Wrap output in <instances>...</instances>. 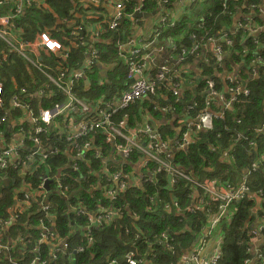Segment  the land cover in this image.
Wrapping results in <instances>:
<instances>
[{"label":"built area","instance_id":"obj_1","mask_svg":"<svg viewBox=\"0 0 264 264\" xmlns=\"http://www.w3.org/2000/svg\"><path fill=\"white\" fill-rule=\"evenodd\" d=\"M44 1L0 0V46L7 48L6 52L0 50V66L10 67L15 63V59L8 53L12 52L46 78V83L42 86H38L33 78V88H20L9 97L8 104L5 102L6 89L0 77V180L7 177L9 171H24L29 178L25 185L13 189V201L1 214L0 258H3L6 264H60L57 263L59 256L71 261L75 253L83 251L82 245H77L71 250L68 241L58 236L48 196L53 192L68 198L70 177L65 170L79 172L78 181L85 182L88 178L83 174L81 163L91 166L92 160H101L102 164L96 170V182L99 187L116 186L109 189L103 186L105 195L111 199H115L117 191L124 190L128 185H140L142 181L156 182L157 174H161L163 178L162 185H174L178 181H183L184 184L187 181L186 185H193L189 196L191 203L185 206V209L191 212L201 209L208 215L205 228L208 233L199 237L196 248L182 259L181 264H217L221 256L220 247L208 258L200 256L206 244V236L220 230L222 220L232 215L235 209L231 207L232 202L249 196L248 177L253 170L263 166L264 151L262 141L253 140L242 131L234 132V140L247 143V151L250 153L251 148L254 156L236 184L205 176L191 177L173 162L175 152L189 146L193 132L211 130L214 120L223 116L224 110L232 105L237 95L249 94L243 80L232 72L224 71L217 74L221 83L214 78H208L202 87H198L202 79L197 73L198 80L194 85L196 91L192 95L191 91H184L183 88L185 66L190 64L188 56L194 54L196 58L192 59L193 63L198 59L207 61L209 57H215L221 68L222 59L224 56L230 57L227 51L236 41L244 45L248 40L256 49L251 51L243 46L242 52L251 51L254 64L264 62L257 48L264 41V0L247 1L244 9L237 6L233 15L234 24L215 35H198L192 31L189 46L178 45L171 38H160L161 32L156 24L152 27L148 39L141 38L139 43H136L135 38H129L126 44L116 41L118 50L124 47L127 51L126 55L121 51L118 53L127 61L129 82L115 95L106 97L102 94L94 99L80 97L75 91L79 81L89 84L87 75L93 63L97 62L98 49L92 47L84 64L76 69L69 70L60 61L55 62L54 69L41 63L45 59L43 56L54 55L64 62L68 56V48L58 38L51 36L46 30H40L39 24L30 21L27 16L26 9L30 8L32 3L40 6ZM128 1L114 2V12L108 24H101L92 29V37L116 29ZM144 1L134 3V12L129 14L132 20H136L133 17L135 12L144 11ZM219 1L222 11L226 10L230 0ZM162 2L166 3V0ZM174 2L185 8V13L194 2L211 4L209 0ZM161 6V12H166L167 8ZM206 8H199L198 17L194 20L196 30L200 32L205 27L201 11ZM168 18L167 12L161 16L160 26ZM169 26H174L173 21ZM26 27H29L27 35L24 30ZM81 29V26H78V30ZM70 34L76 35L77 31L72 30ZM238 34L240 40L237 39ZM78 43L84 44L83 36L79 38ZM223 69L226 70L224 67ZM252 72L253 75L256 73L254 67ZM54 89L62 95L61 101L56 98ZM166 95H169V99H174V106L166 101ZM144 99L159 113L154 114L149 107L143 106L146 103ZM47 100H50V105L44 106L43 103ZM162 100L165 101L164 104L161 103ZM137 102L139 107L142 104L140 121L143 123H139L136 116L126 111ZM175 104H181L183 108L178 109ZM130 119L136 124L129 126ZM161 119L164 124L171 126L169 129L172 133L165 137L160 133L159 126L153 123L160 122ZM236 122L239 123L240 120L237 119ZM256 130L262 132L264 125ZM224 155L223 160H232L228 151ZM62 157H67V162L60 166ZM40 171L43 175L39 181L32 182L31 178ZM46 180H50L49 189L45 188ZM158 203L166 211L174 209L181 213L184 209L180 205L179 197L173 198L172 201L161 199ZM70 207L75 216H85L87 242L92 241V227L103 226L123 215L120 208L114 209L111 206L101 205L96 210H87L79 204H72ZM251 224L252 235L256 237L264 229V218L254 229ZM30 231L32 240H27L25 235ZM173 241L174 236L165 231L146 237V243L150 246L164 244L172 252ZM221 241L222 237L218 235L219 244ZM45 243L48 244V249L45 250L47 256L42 255ZM28 253L31 257L27 256ZM255 253L260 259L259 264H264V254L257 249ZM124 261L126 264L143 263V259L137 257L135 251L128 252Z\"/></svg>","mask_w":264,"mask_h":264},{"label":"trees","instance_id":"obj_2","mask_svg":"<svg viewBox=\"0 0 264 264\" xmlns=\"http://www.w3.org/2000/svg\"><path fill=\"white\" fill-rule=\"evenodd\" d=\"M89 1L91 2V0ZM132 1L129 0L126 3L124 15L118 27L108 32H101L97 37H92L88 26L99 23L98 21L102 18L101 24L106 26L110 18L109 13L105 11V16L95 13L88 14L86 11L91 7L86 8L83 5V0H45L46 7L32 3L31 7L26 9L30 21H36L40 30L48 31L51 36L58 38L68 48V56L65 62L59 60L57 56L51 55V58L46 61L48 65L53 63V67H55V62L60 61L69 70L76 69L84 64L87 53L92 47L99 50L97 62L93 63L90 68L91 72L87 75L89 86L84 81H79L77 84L75 92L78 96L94 99L105 94L106 97H109L124 89L126 83L129 82L127 71L118 73L114 64L122 58L118 53L115 42H121V39L130 37L134 33L135 25L142 21L136 20L138 21L136 22L129 17V14L134 12V3H139V0ZM162 1L164 0H145L143 10L153 12L161 5L167 8L175 0H166V3ZM247 1L257 0H230L226 10L222 11L220 1L213 0L210 5L206 6L207 8L204 11H201L203 13L201 15L205 20V27L202 32L196 30L195 22H192L186 14L177 20L168 18L162 23V26H160L161 22H157L155 26L159 27L160 38L173 39L172 37H179L178 42L174 41L176 44L189 46L191 44L189 36L192 31L198 35L202 33L215 35L221 32L223 28H229L233 25L232 21L236 7L241 6L244 9ZM104 3H106V0H99L97 5H92L93 3L91 5L95 6V9H103ZM0 10H2V6H0ZM158 12L162 13L161 10ZM172 21L174 26H167ZM78 26H81L82 29L78 30ZM24 30L27 35L29 27L24 28ZM72 30H76L77 34L71 35ZM81 36H83L84 41L82 45L78 43ZM237 39L240 40L239 34ZM243 46L251 51L256 49L250 40L244 45L236 41L234 46L227 51L230 57L224 56L222 59L221 68H219L215 57H209L207 61L198 59L196 63H193L192 59L196 58L195 55L188 56L187 60L196 67L202 79L198 87H202L204 81L208 78H214L220 82L221 78L217 76L218 72L227 71L243 80L249 89L247 96L237 95L232 105L224 110L223 116L214 120L211 130L193 132L189 146L175 152L174 162L191 177L217 176L223 182L232 184L240 181L241 173L250 165L253 155H250L247 151V143L234 140L233 135L236 130L242 131L252 138L260 139L262 150H264V130L262 132L256 130L264 125V62L254 64L251 51L243 53ZM257 48L264 59V41ZM1 49L5 52L7 50L2 45L0 46ZM122 52L123 54L127 53L123 49ZM8 53L11 58H14L12 52ZM17 64L19 66L17 74H20L18 76L22 78L21 74H23L22 79H26L23 84L17 86V89L19 90L25 86L32 89V79H29L26 65L23 67V63L17 62ZM2 67L9 69L11 66ZM252 67L256 70L254 75ZM192 72L193 84L195 85L198 79L196 78L197 75L194 76V71ZM13 76L5 77L0 74L2 79H6L3 82L5 89L8 88L9 90V87H11L10 78H13ZM40 77L46 80L42 74H40ZM165 90L167 92V89ZM185 90L187 89L184 88ZM54 91H56V98L61 101L63 99L62 95L56 89ZM166 99L174 106L175 101L173 98L169 99L168 97ZM144 101L147 104L144 103L143 106L149 107V110L154 114L159 113L153 109V105L149 104L146 99ZM161 103L164 104L165 101L162 100ZM43 104L44 106L50 105V100L45 101ZM175 105L178 109L183 108L181 104ZM32 106L34 107L33 102ZM126 111L136 116L139 123H143V121H140L143 113L142 104L139 107L137 102ZM237 119L240 120L239 123L236 122ZM149 123H152V121H149ZM135 124L134 120H129V126ZM169 128L171 126L168 124L159 125V131L163 137L172 133ZM227 151L230 156L232 155L231 161L223 160ZM61 159L60 166L67 162V157ZM101 164V160H92L91 166L94 167L93 169L90 165L85 166L81 163L83 174L88 178L85 182L78 181L79 172L70 169L65 170L70 177L68 195L73 190L80 189L75 196L72 195L66 198L53 192L48 196L52 204L54 228L58 236L68 241L71 250L77 245H82L84 248L83 251L74 254L73 260L68 261L59 256L57 263L126 264L124 256L130 251H135L136 256L143 259L142 264H178L183 255H187L196 248L199 237L204 234L207 227L209 217L201 209H197L196 212L185 209V206H189L191 203L189 196L193 191V185H186L187 181L185 184L183 181H178L174 185H162L163 178L161 174H157L156 182L142 181L140 185H128L124 190L117 191L115 199H111L105 195L104 188L109 189L116 186L102 185L99 187L96 182V170ZM42 170L45 169L42 168ZM42 175L41 171L37 172L31 178V181L37 183ZM7 176L11 179L8 186L3 180H0V217L13 201V188L19 187L21 182L29 181L26 174L21 176L18 171H9ZM248 180L250 191L254 195L232 202L231 207L235 208L232 215L223 219L220 224V234L222 236L221 256L217 264H259L260 259L256 257V253L251 248V241L255 236L252 235L250 224L256 216L264 218V167L258 168L256 171L253 170ZM103 186L105 187L103 188ZM176 197H179L180 205L184 207L181 213H176L174 210L166 211L158 203L161 199L172 201ZM258 198L260 199L259 205L254 211L255 202ZM72 204H79L87 210H96L101 205L111 206L114 209L120 208L123 215L103 226L92 227L90 230L92 241L87 242L85 237L87 221L85 216H75L70 207ZM25 211L28 212V210ZM22 215L25 217V214L22 213ZM32 231L25 235L27 240H32ZM161 231L174 236V252L165 247L164 244L150 246L146 243V237H151ZM261 234L264 235V229ZM36 238L37 234L34 235V239ZM44 246L45 249H42V255L47 254L45 250L48 249V244L45 243ZM257 249L258 252L264 254V244ZM27 256L31 257V254L28 253ZM0 264H6L3 258H0Z\"/></svg>","mask_w":264,"mask_h":264},{"label":"crops","instance_id":"obj_3","mask_svg":"<svg viewBox=\"0 0 264 264\" xmlns=\"http://www.w3.org/2000/svg\"><path fill=\"white\" fill-rule=\"evenodd\" d=\"M113 0H106V3L103 4V9H100V8H96L95 9V6H92V5H97L99 3V0L97 2H93V0H91V3L89 0H83V5L86 7V8H89L91 7V9H87V13H95V14H102L103 16H105V11H108L109 13V16H111V14L114 12V2L115 1H119V0H114V2H112ZM92 4V5H91ZM172 9L169 11V16L172 17V18H175V15H181V14H185V8L181 7L180 5L176 4L175 2L172 3ZM177 9H180L179 12H176L178 11ZM155 11V10H154ZM181 13V14H180ZM159 12H155V14L151 17H148V18H138L136 20L140 21L142 20L143 21V25L142 27H139L136 31L134 28L133 31H135V34H134V38L136 40V43H139L141 38H145V39H148V36L150 35V31L152 29V27L154 26V24L156 23L155 21L153 22L152 21V18L157 15L158 16ZM90 17L92 15H89ZM110 19V18H109ZM135 20V21H136ZM234 18H233V21H232V24H234ZM103 21V18L100 19L98 22L100 23H96L94 24L93 26H88V28L90 30L92 29H95V28H98L100 25H101V22ZM136 21V22H138ZM140 24V22H139ZM138 24H136L137 26ZM17 55L14 56V59H15V63L13 65L17 66V68H19L17 62H18V59L16 58ZM19 57V56H17ZM45 59V62L47 61V59L51 58L50 56L49 57H45L43 56ZM21 58V57H20ZM22 59V58H21ZM23 60V59H22ZM47 63V62H46ZM49 68L51 69H54L53 68V63L51 65H48ZM186 70H185V75H184V79L183 82L185 83L184 86L186 89H191V90H187V91H191L190 93L193 95L196 91V86H194L193 84V72L194 71V76L197 75V70H196V67L191 65V64H188L187 66H185ZM26 69L28 70L29 72V76L31 77V79L33 80V75L34 73L32 74L30 68L28 66H26ZM28 74V73H27ZM198 76V75H197ZM6 79L3 78L2 82H5ZM10 82H11V87H9V90L8 88H6V95H5V102L6 103H10V99L9 97H11L13 95V89L14 87L17 85L16 84V81H15V77L13 76V78H10ZM13 88V89H11ZM13 92V93H12ZM153 123L156 125V126H159V125H162L164 123H162L161 121L160 122H157V121H153ZM18 174L23 176L24 175V171H18ZM10 179V178H9ZM11 182V180H10ZM9 182V184H10ZM21 185H25L24 182H21ZM260 201V200H259ZM259 201L256 199V202H255V205L256 207H254V211L255 209L258 207L259 205ZM177 213V212H176ZM262 222V219H260V217L256 216L254 218V220L252 221V224H251V227L254 229L256 228L260 223ZM205 234L208 233L207 230H205L204 232ZM218 235H220L219 231L218 230H215L211 233V235H207L206 237V244L204 245V248L201 250V253H200V256L202 257H210L211 255H213L215 253V251L220 247V244L218 242ZM251 248L253 249V251L255 252V250L259 247H261L262 244H264V235L263 234H260V235H257L255 238H253V240L251 241ZM258 250V249H257ZM192 251V250H191ZM191 251L187 254L189 255L191 253ZM186 255H183V257L180 259V261L178 262V264H181L182 262V259L185 257Z\"/></svg>","mask_w":264,"mask_h":264},{"label":"rangeland","instance_id":"obj_4","mask_svg":"<svg viewBox=\"0 0 264 264\" xmlns=\"http://www.w3.org/2000/svg\"><path fill=\"white\" fill-rule=\"evenodd\" d=\"M213 2V0H209V3H212ZM42 6H45L46 7V2L44 1V3L42 4ZM206 6H208V3L207 2H194V3H192L191 4V8H190V10L189 11H187L185 14L191 19V21L193 22L197 17H198V10H199V8H205ZM172 7L173 6H169V7H167V13H169V11L172 9ZM178 11H176V12H179V10L180 9H177ZM166 12H164V13H161V14H158V16L157 15H155L153 18H152V21L154 22H159L160 21V18H161V16H163V15H165V13ZM181 14V13H180ZM184 14V15H185ZM183 14H181V15H175V18H173V19H178V18H180L181 16H184ZM170 18H172V17H170L169 16V19ZM155 23V24H156ZM142 25H143V21H141V23L140 24H138L137 26L135 25V31L139 28V27H142ZM167 26H169V24L167 25ZM135 31H134V33L133 34H131L130 35V37H126V39H121V43H123V44H126L127 43V41H128V39L129 38H134V34H135ZM173 39H174V41H179V37H172ZM123 50H124V47H123ZM118 51H121L122 52V49H120V50H118ZM125 55L127 54V53H124ZM15 56V55H14ZM16 58L18 59V62L19 63H23L22 65H23V67H25V65L26 66H28L29 68H30V70H31V72H32V74L34 73V75H33V78L37 81V85L38 86H42V85H44L45 83H46V80L45 79H43L42 77H40V74H39V72L37 71V70H35L34 68H32V67H30L29 65H27V63L24 61V60H22L20 57H17L16 56ZM41 63L43 64V65H47V63L45 62V60L43 59L42 61H41ZM115 65V67H116V71L118 72V73H121V72H126L127 71V61H126V59H124V58H120L119 60H118V62L116 63V64H114ZM106 68V67H105ZM107 70V69H106ZM17 71H18V69H17V66H11L9 69H7V68H4V67H2V66H0V74L2 75V76H5V77H10V76H15L16 77V86L14 87V89L13 88H11V89H13V94H15V93H17L19 90L17 89V86H19V85H21V84H23L24 83V81H26V79H22L23 77H24V75L23 74H21L22 75V78H20L18 75H20V74H17ZM89 71L91 72V69H89ZM27 73H28V75H29V72H28V70H27ZM29 79L31 80V77L29 76Z\"/></svg>","mask_w":264,"mask_h":264},{"label":"water","instance_id":"obj_5","mask_svg":"<svg viewBox=\"0 0 264 264\" xmlns=\"http://www.w3.org/2000/svg\"><path fill=\"white\" fill-rule=\"evenodd\" d=\"M154 14H155V11H153V12L139 11V12H135V13L133 14V17H134V18H148V17L153 16ZM4 182H5L6 186H8V184H9L10 181H9L8 178H5V179H4ZM49 182H50V180H46V181H45V188H46V189H48V183H49ZM79 191H80V189H79V190H75V191H73V192L71 193L70 196L78 194ZM248 194L250 195L251 192H248ZM257 200H258V199H257ZM258 201H259V200H258Z\"/></svg>","mask_w":264,"mask_h":264},{"label":"clouds","instance_id":"obj_6","mask_svg":"<svg viewBox=\"0 0 264 264\" xmlns=\"http://www.w3.org/2000/svg\"><path fill=\"white\" fill-rule=\"evenodd\" d=\"M162 9H163V7L162 6H160L158 9H156L155 10V12H158L159 10H161L162 11ZM145 11V10H144ZM159 14H161V13H159ZM136 19H138V18H136ZM155 25V24H154ZM125 51V50H124ZM109 69V68H108ZM183 88H185V86L183 87ZM186 89V88H185ZM188 90V89H187ZM167 96V98L169 97V95H166ZM161 122L162 123H164L163 122V120L161 119ZM162 125H166V124H162ZM170 126V125H169ZM251 137V136H250ZM251 139H253V140H256V141H261L260 139H255V138H252L251 137ZM264 151V150H263ZM252 152V150H251V148H250V155H253V153H251ZM173 157H174V155H173ZM254 157V156H253ZM173 162H174V159H173ZM175 163V162H174ZM178 165V164H177ZM179 166V165H178ZM264 167V164H263V166H261V167H259V168H263ZM202 176H205V175H202ZM205 177H207V178H214V179H220V178H218L217 176H213V177H208V176H205ZM5 178H8L9 179V177L7 176V177H5ZM4 178V179H5ZM4 179H3V181H4ZM11 179H9V181H10ZM220 180H222V179H220ZM9 185V184H8ZM14 188H16V187H14ZM13 188V189H14ZM48 189H49V184H48ZM76 190H78V189H76ZM73 191H75V190H73ZM72 191V192H73ZM71 192V193H72ZM249 192H251V191H249ZM71 193H70V195H71ZM69 195V196H70ZM249 195V194H248ZM254 195V193L253 192H251V194L249 195V196H253ZM73 196H75V195H73ZM258 200H260L259 198H258ZM171 210H174V209H171ZM170 210V211H171ZM175 211V210H174ZM218 231H219V233H220V230L218 229ZM205 234V233H204ZM206 235V234H205ZM221 235V234H220ZM207 237V236H206ZM222 237V236H221ZM195 249V248H194Z\"/></svg>","mask_w":264,"mask_h":264}]
</instances>
